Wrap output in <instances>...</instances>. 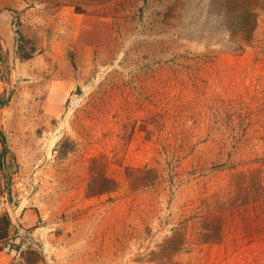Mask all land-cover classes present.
Wrapping results in <instances>:
<instances>
[{
	"label": "rangeland",
	"instance_id": "374dc122",
	"mask_svg": "<svg viewBox=\"0 0 264 264\" xmlns=\"http://www.w3.org/2000/svg\"><path fill=\"white\" fill-rule=\"evenodd\" d=\"M17 2L0 136L32 252L264 264V0Z\"/></svg>",
	"mask_w": 264,
	"mask_h": 264
},
{
	"label": "crops",
	"instance_id": "0c3cea01",
	"mask_svg": "<svg viewBox=\"0 0 264 264\" xmlns=\"http://www.w3.org/2000/svg\"><path fill=\"white\" fill-rule=\"evenodd\" d=\"M17 3V0H0V43L7 48L14 43L13 19L18 9ZM5 149L6 143L1 135L0 264H44L41 258L32 252L35 243L31 238L32 235H42L43 227H37V224H42L43 215L35 208V204L27 202L24 189L17 188L15 179L9 176L6 170L5 159L7 160L8 155H4ZM43 238L46 239L45 234Z\"/></svg>",
	"mask_w": 264,
	"mask_h": 264
}]
</instances>
